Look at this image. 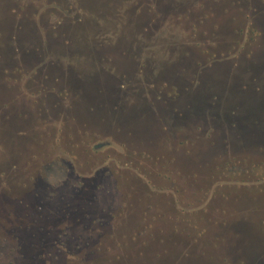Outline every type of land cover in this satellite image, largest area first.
<instances>
[{
  "label": "rangeland",
  "instance_id": "374dc122",
  "mask_svg": "<svg viewBox=\"0 0 264 264\" xmlns=\"http://www.w3.org/2000/svg\"><path fill=\"white\" fill-rule=\"evenodd\" d=\"M0 264H264V0H0Z\"/></svg>",
  "mask_w": 264,
  "mask_h": 264
},
{
  "label": "flooded vegetation",
  "instance_id": "af4514ba",
  "mask_svg": "<svg viewBox=\"0 0 264 264\" xmlns=\"http://www.w3.org/2000/svg\"><path fill=\"white\" fill-rule=\"evenodd\" d=\"M38 10H39V14H40L42 8L38 9ZM61 15H62V18H64V17L65 18H71L69 11L64 10L63 12H61ZM69 37L74 39V34H71V36L69 34ZM73 51H75V50L73 48H70L68 50V52H69L68 57L70 56L69 60L68 59L63 60L64 56H65L64 51L61 53H59V52L57 53V52H53L52 50H46L43 48H39L37 50H34L35 55H37L36 59L37 60L39 59L38 55L40 54V61L44 62V60H45V62L47 64H50L49 69L52 72H55V70L58 72L60 71V66L57 64H54L55 62H59L60 59H62L61 61L64 62L63 65L66 67V69H63L62 71L63 72H65V71L70 72V70L72 71L73 66H74V63H73L74 59L71 56H74ZM91 52H92V50H91ZM228 54L230 55L231 53H228ZM12 56L14 57L15 53H13ZM41 56H43V57H41ZM215 58L216 57H208L206 63L197 64L195 72L192 75L191 74L188 75L189 79L185 78L182 81H180V83H182L183 85L179 84V86H178V85H174V84L171 85L170 84L172 88H176V92L168 91V92H170L168 94H167V92H162V91L160 92L161 96L158 99L163 98L164 101H166V103H169V104L172 102V106L174 108H176L175 111H171V112L168 111L170 116L175 118V120L180 119V118L186 119V116H187L186 113L190 112V106H189V108H187V110H186L187 112H185L184 106H182V104L181 105L179 104V100H181V102L183 101V102L187 103V100H186L187 93H185V92L188 90L185 89V87H187L186 85H188L189 89L196 87V86H197V88H198V86L199 87L203 86V83H204V81L202 79V77H203L202 74L204 73L203 70H205V68L208 66L209 63L215 64L216 62H218L217 59H215ZM15 59L18 60V56H16ZM8 60H10V57H8ZM8 60L7 59L5 60L4 66H7L10 63V61H8ZM21 60H22V58H21ZM65 62H66V64H65ZM27 64H26V67L31 65V64H28V65ZM42 65H44V64H42ZM202 66H204L203 69H202ZM97 67H99V66H97ZM12 68L13 67H10L9 69L7 68L6 70L11 71ZM35 71L40 72V69L37 68ZM58 72H56V74H58ZM46 79H47V77H46ZM180 87L184 88V90H182ZM226 94H227L228 98H226V96H223V95H222V99H220L221 97H218V96L216 98H214L215 102L211 103L212 106H210L209 102H206V101L202 102L201 101V103H202L201 106H202V110H203L201 112H203V113L201 114L200 112L199 113L197 112V116L201 117L204 120H206L204 118V116H206L207 118H210L215 123V127L217 129L221 128V124H225L224 121L226 119H228V122L226 125H227V129H229V131H231V105H230L231 104V90L227 91ZM208 96H206V97H208ZM189 98L192 99L193 97L189 96ZM189 105H191V102H189ZM176 110L182 111L181 116H178V115L175 116L174 115L173 112H176ZM235 114H236V112L232 113V115H235ZM248 115L250 116L249 118L252 120H259L260 121V119L262 118V115L259 112H249ZM224 132H225V130H224ZM226 143L228 145L231 144V137H230L229 133H228V136L226 137Z\"/></svg>",
  "mask_w": 264,
  "mask_h": 264
},
{
  "label": "trees",
  "instance_id": "16d2710c",
  "mask_svg": "<svg viewBox=\"0 0 264 264\" xmlns=\"http://www.w3.org/2000/svg\"><path fill=\"white\" fill-rule=\"evenodd\" d=\"M236 121H238L239 122V120H236ZM254 121H259V120H254ZM257 124V123H256ZM238 125V123L237 122H235V126H237Z\"/></svg>",
  "mask_w": 264,
  "mask_h": 264
}]
</instances>
